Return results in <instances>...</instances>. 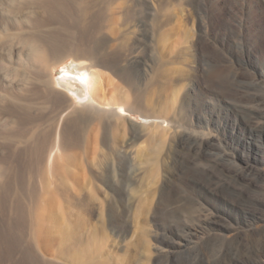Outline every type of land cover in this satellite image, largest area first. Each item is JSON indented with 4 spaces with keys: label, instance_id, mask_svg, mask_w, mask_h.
Wrapping results in <instances>:
<instances>
[{
    "label": "bare ground",
    "instance_id": "6f19581e",
    "mask_svg": "<svg viewBox=\"0 0 264 264\" xmlns=\"http://www.w3.org/2000/svg\"><path fill=\"white\" fill-rule=\"evenodd\" d=\"M42 1L51 26L47 40L52 49L71 41L77 32L81 39L72 52L80 61L64 64L57 77V83L79 102L73 109V114L83 125L78 144L87 143L90 130L96 133L99 127L103 129V134H95L91 146L97 183L89 197L101 221L93 226L94 236L90 239L93 241L87 245L92 257L90 252H83L79 247L85 229L79 222L84 218L81 219L78 209L71 208L73 195L69 189V173L68 169H63L64 213L70 217L60 229L62 236L59 235L63 264H264V229L256 234L239 236L229 243L221 241L215 234L229 226L225 219L243 226L264 211V199L258 195L264 185L263 176L249 165H223L236 155L237 150L260 146L257 142L264 137V93L259 77L242 78L230 69L231 66L230 70L224 68L227 60L224 41L219 37L220 31H213L217 11L209 7L210 0H187L185 8L175 9L159 18L154 32L145 24L135 36L142 40L143 53L136 49L137 52L124 63L114 64L102 60L98 53L105 45L114 50L125 42L121 40L124 29L117 26L121 15L116 10L126 8L124 1ZM170 1L163 0L159 5L165 6ZM219 1L216 0L215 6ZM259 2L264 3V0H257L256 4ZM141 12L146 20L152 10L144 8ZM179 12L184 19H206V32L204 30L201 38L211 43L213 40L220 49L216 59L210 58L207 52L195 54L194 59L195 71L201 64L207 65L206 73L216 80L220 101L216 113L221 116L218 121L213 115L210 118L196 115L193 105L185 100L186 92H181L182 85L178 83L186 70L175 63L186 61L180 56L185 50L177 51L173 58L167 57L168 45L163 40L174 33ZM202 12L206 15H201ZM123 14L126 13L123 11ZM91 39L93 45L88 42ZM30 46L31 58L42 66L47 65L51 52L41 43ZM105 49L108 51L109 47ZM260 73H264L263 69ZM109 77L115 86L110 95L107 92ZM128 113L139 115L142 121L133 123ZM212 123L217 128V136L206 131ZM59 139L57 131L52 144L47 147V156H44L48 187L53 182L51 177L59 171L60 164L56 161V153L61 149ZM65 146L63 150L68 148ZM66 153L68 151L62 155L66 157ZM41 157L39 155V162L44 159ZM145 164L149 166L148 173L153 181L147 188L140 178ZM103 182L115 194L103 197L100 186ZM84 192L77 193L81 200L87 197ZM41 208V203L19 201L15 214L6 215L4 224H0V248L5 247L4 256L10 259L9 264H50L44 254L49 250L51 229L44 224L45 214L42 215ZM113 219L133 221L137 233L128 241L117 240L115 236L107 251H102L107 241L104 221ZM150 221L154 222L152 226ZM200 233L206 236L197 237ZM17 251L22 254L23 263L15 258Z\"/></svg>",
    "mask_w": 264,
    "mask_h": 264
},
{
    "label": "rangeland",
    "instance_id": "374dc122",
    "mask_svg": "<svg viewBox=\"0 0 264 264\" xmlns=\"http://www.w3.org/2000/svg\"><path fill=\"white\" fill-rule=\"evenodd\" d=\"M120 1H124L126 8L123 10L116 9L119 12L118 14L121 15L117 26L121 30L124 29L122 31L126 36L123 35L121 40L123 39L125 42L117 45L114 50L111 49L110 45H105L110 50H104V48H108L104 46L102 47L103 50L101 49L103 52L100 50L98 53L102 60L108 61L110 64L118 61L124 63L126 58L133 56L137 51L140 54L143 53L142 40L140 37L136 38L135 36L140 34L145 24L154 32L159 18L168 15L175 9L178 10L188 6L187 0H171L162 7L159 4L163 0ZM136 1L138 2L136 3ZM256 1L220 0L218 7V5L215 6L216 0H210L208 4L209 7H214L217 11L212 25L213 31H220L219 37L224 41L223 50L227 57L226 62H224L225 65H223L224 68L229 69L231 66L230 69L237 71L238 76L242 78L253 79L259 77L260 85L263 87L262 93H264V73H260L261 69L264 71V3L260 4L259 2V4H256ZM144 8L152 10L146 20L141 16V11ZM123 11L126 14H123ZM201 15L205 16L206 13L202 12ZM177 16L178 21L174 22L176 26L174 33L168 34L163 40V43L168 45L167 57L173 58L177 51L185 50V52L180 53V56L181 59L185 57L186 61L175 63L177 66H184L186 70L183 76L185 78L182 77L178 83L182 85L181 92H186L185 100L187 99L186 101L193 105L196 115L199 114L203 118H210L213 115L218 121L221 116L218 117V113H216L218 105H220L219 95L216 94L218 93L216 80L206 73L208 72L207 65L201 64L198 70L195 71L196 62L194 59L200 52H207L210 58L216 59L220 54V49L213 43V40L211 43L201 38L204 30L206 32V19L203 18L202 21L197 20L196 17L184 19L181 12L177 13ZM48 24L42 0H0V96H3L0 97V224H4L6 215L15 214L14 211L17 210L19 201L27 204L41 203L42 215L45 214L43 221L46 223L44 224L48 225L49 230L51 229L49 233L51 236H48L49 240L47 239L50 246L44 257L47 256L46 258L50 264H63L65 262L64 256L58 242H60L62 236V230L60 231V229H63L67 219L70 218L64 213L63 169H68L69 189L71 196H74L71 197V208L78 209L77 211L82 215L81 219L84 218L79 222L85 228L82 236L83 241L79 244V247L82 251L90 252L92 257V252L89 247L87 248V245L90 243L88 245L90 246L93 241L90 240L94 236L93 226L101 223V221L96 215L95 204L89 197L90 193L94 191V184L97 183L93 174L91 149L93 147V137L96 133L98 135L103 134V129L99 127L96 133L90 130L91 135L88 134L87 143L85 145L78 144L81 140L80 132L83 125L73 114V109L79 106V102L76 100V96L57 83V77L64 64L80 61L72 52L81 39L76 31L77 33L70 38L72 42L69 41L52 49L49 40H47L51 27ZM225 28L229 29L231 34ZM88 42L90 45L94 44L93 39ZM31 43H41V46H45L44 49L51 52L47 65L42 66L38 61L31 58V49L29 48ZM108 70L110 71V69ZM112 82L110 79L107 88L109 95L114 92L115 86ZM38 100H41V102ZM5 106L8 108L5 109ZM10 111L12 114L9 113ZM122 112L125 113V111ZM127 116L132 119L133 123L142 121L139 115L128 113ZM197 129L202 130L203 128L197 127ZM57 131L59 132L60 139L58 143L61 149L56 153V155L58 154L56 161L60 166H58L59 171L56 176L51 177L53 182L48 187L44 156H47V147L50 146V143L52 144ZM206 131L215 134V136L218 134L214 123ZM257 144H260V148L255 146V148H249L246 151L237 150L236 155L223 165L234 166L235 163L249 165L253 171L264 178V137ZM64 146L65 148L68 147L69 150H63ZM61 150L68 151L66 157L63 156L65 152ZM72 153H74V156L71 157ZM67 154L70 157H67ZM39 155L43 156L41 159L44 158L41 162L38 160L40 159L38 158ZM88 157L89 159H87ZM148 167L145 164L140 174L141 184L145 188L151 187L153 184L148 173ZM92 180H95V183ZM103 183L100 184L103 189V194H101L103 197L106 198L107 195L115 194L106 182ZM82 190L85 191L84 193L87 196L84 200H81L77 194ZM258 195L264 199V185ZM28 222L29 220L26 222V227L29 224ZM225 222L229 226L224 230L215 232V234L221 241L229 243L239 236H246L247 233L256 234L261 232L264 229V211L259 214V217L243 226L235 225V222L229 219H225ZM73 223L75 222L73 221ZM104 223L107 241H105L102 251H107L115 236H117V240L128 241L132 235L137 233L136 224L131 220L125 222L124 219H113L104 221ZM153 223V221H150L151 226ZM201 236L205 237L206 234L200 233L197 235V237ZM0 250V264H9L10 259L4 256L5 247L0 248ZM14 255L19 262L23 263L20 252L17 251Z\"/></svg>",
    "mask_w": 264,
    "mask_h": 264
}]
</instances>
